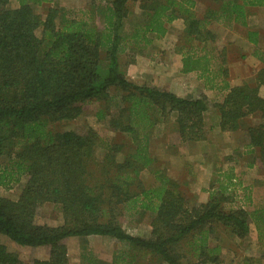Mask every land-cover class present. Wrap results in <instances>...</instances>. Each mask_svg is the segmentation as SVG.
<instances>
[{"label":"trees","instance_id":"16d2710c","mask_svg":"<svg viewBox=\"0 0 264 264\" xmlns=\"http://www.w3.org/2000/svg\"><path fill=\"white\" fill-rule=\"evenodd\" d=\"M206 1L200 17L197 0H102L80 8L62 7L57 0H19L11 7L10 0H0V185L10 188L24 180L18 199L0 196V234L21 246L49 248L46 259L27 263L0 242V264H70L65 240L76 236L110 237L132 251L129 256L115 252L108 263L84 252L80 264H134L140 252L158 263L226 264L222 245L213 243L220 231L243 239L254 226L263 237L264 206H228V192L240 183L232 170L218 176L206 202H198L189 200L187 180L169 176L166 166L154 168L160 158L151 153V140L166 126L181 142L205 139L207 97H182L126 74L151 35L164 37L169 24L182 19V72H199L210 88L222 79L228 91L214 104L222 131L259 118L245 129L253 153L249 165H264V67L252 81L230 85L226 53L211 45L217 40L208 28L212 21L244 23L264 0ZM44 3L49 5L42 16L35 5ZM136 4L140 20L127 32ZM92 102L102 105L98 119L107 116L113 132L131 136L130 145L104 139L94 128H50L77 118ZM113 104L116 113L107 115ZM149 168L155 183L148 186L141 173ZM47 202L59 207L61 224L37 221ZM148 212L147 235L131 234L120 222L121 215ZM259 262L245 257L227 264Z\"/></svg>","mask_w":264,"mask_h":264},{"label":"rangeland","instance_id":"374dc122","mask_svg":"<svg viewBox=\"0 0 264 264\" xmlns=\"http://www.w3.org/2000/svg\"><path fill=\"white\" fill-rule=\"evenodd\" d=\"M67 8H80L83 5H90L91 2H102V0H65ZM19 0H10L9 6L14 7L18 6ZM76 4V5H75ZM199 4L206 9L207 1L200 0ZM49 4H37L35 5L36 12L40 15L44 16ZM59 5V4H58ZM62 5V4H61ZM60 5V6H61ZM210 5V3H208ZM63 6V5H62ZM78 6V7H77ZM140 13L141 9L139 5H134L132 11L130 12V16L126 21L125 30L130 32L133 29L134 24L138 23L140 20ZM199 13V11L197 12ZM170 25L169 32L166 33L162 38H152V42L150 44H155V48L157 44H161L162 49L170 50L173 44H182L183 43V32L182 29L184 27V23L182 19L174 20ZM215 28V27H214ZM219 36H216V44L220 50H224L227 55L233 52V36L227 34V31L221 27H216L214 29ZM164 44V45H163ZM145 50L135 52V58L138 57L141 60V57L149 51L152 52V56H156L158 53L155 48H151V46H146ZM166 47V49H165ZM176 48V47H175ZM160 49V51H162ZM125 55L123 56V61L126 62ZM130 64L126 66V74L127 77L135 82L139 83H147L152 86H157L152 82H148L147 80L143 79V76H140L139 65L138 68L135 69V72L130 71ZM243 82V80H236L234 83L238 84ZM201 89H197L194 94L201 95L203 94ZM260 93L264 95V87L260 89ZM118 96V95H116ZM210 102L211 109L206 114V122L207 124L215 123L216 120V112L217 109L215 108L214 101L219 100L220 97L216 94H212L207 98ZM102 105L98 102L87 103L84 105L83 113L75 119L72 120H63L59 122H55L50 124V128L53 131H63V130H76L80 132H85L89 128L96 129L100 136L104 139H112L118 142H124L126 146L130 145L131 143V136L124 135L120 133L113 132L108 124L107 116L102 119H98L96 116L97 110L101 108ZM118 108V104H113L109 110L106 111L107 115L108 112L116 113ZM259 121L257 116H251L245 119L243 128L238 131H235L234 135L230 138H222L221 146L215 147H207L208 149V158L205 161H209V164H212L214 168L219 166V162H222L221 168L223 166H234L236 170L233 171V174L236 176L237 180L240 183L235 185V189L233 191H229V196H232V199L228 200V206H236L242 205L246 209L252 210L254 207L257 206H264V165L261 163H255L254 166L248 167L247 164L251 162L253 153H250L248 143L249 138L246 133L245 126L248 124L256 123ZM157 135L152 138L151 145L154 148L156 154L160 156L159 161L155 165V169L163 168L165 165H169V168L174 170L176 179L182 180L183 173L182 169H180L181 163L179 159V152L177 148L170 147L169 149L166 148V145L170 144H178V134L177 132L173 131L171 127L166 126L163 128V131H158ZM238 144V149L235 152L233 150V144ZM175 148V149H174ZM126 149V147H125ZM102 149L98 151V155H101ZM183 153V151H181ZM122 155V154H121ZM119 155V156H121ZM165 158V160L163 159ZM203 160V159H202ZM201 160V161H202ZM171 162L173 165H171ZM174 162V163H173ZM189 162H192L189 160ZM202 163V162H200ZM204 163V162H203ZM205 165L208 163L205 162ZM154 168H149L141 173V178L146 185H152L155 183V173ZM220 168V169H221ZM180 170V171H179ZM210 168L201 169L199 173H196L195 177L190 179L193 183L202 182L204 187L201 188V191H205V188H208L210 180H216L217 176L212 175ZM184 180H187L186 178ZM195 181V182H194ZM23 182L15 183L10 188H5L0 185V196L9 197L11 199H18L22 187ZM215 182V181H214ZM193 183L187 186L184 190L186 191L189 200L191 201H198L201 193L194 191ZM201 183V184H202ZM200 184V185H201ZM249 196V199H247ZM150 220L151 214L148 212L146 214L140 213L136 215H121L120 222L123 228L135 235H147L150 233ZM37 221L40 223H47L50 225H59L62 223V213L57 205L52 202H47L38 210L37 214ZM252 230L250 233L240 239L228 231H220L219 240L214 241L213 243H219L222 245V256L227 263H240L244 260L245 257H253L258 259L260 262L259 264H264V235L262 238H259L258 232L254 226H252ZM0 242L5 244L10 251H13L18 254V256L27 263H32L34 259H46L48 257L49 248L48 247H31V246H21L15 242H13L8 237L0 234ZM68 246V255H69V262L70 264H80L83 262L82 254L84 252H91L94 256L103 262H111L114 258L115 252L122 251L125 253L126 256L131 255V250L126 245L119 244L116 240L111 239L110 237L106 236H89V237H68L65 240ZM121 252V253H122ZM134 264H167V263H158L155 258H152L149 255L143 256V253L140 252L137 255V261Z\"/></svg>","mask_w":264,"mask_h":264},{"label":"crops","instance_id":"0c3cea01","mask_svg":"<svg viewBox=\"0 0 264 264\" xmlns=\"http://www.w3.org/2000/svg\"><path fill=\"white\" fill-rule=\"evenodd\" d=\"M57 2L59 5L62 4V7H67L65 0H57ZM199 2L200 0H197L195 11L196 13L199 11L197 15L202 17L205 15L206 9H204L199 4ZM217 26L225 29L227 31V34L233 36L232 41L234 43V51L229 53V55H227V53L225 54L227 58L226 66L228 69V76L226 78L227 82H229L230 85H234L236 84L234 83L236 80L252 81L257 75L258 71L262 67H264V6L254 7L250 9L246 21L244 23L233 21L230 22L229 25H226L221 21H212L208 25V28L215 34V36H219L218 33L214 31ZM169 29L170 25L168 26L167 33L169 32ZM151 37L154 38L153 35H151ZM211 45L214 46L217 44L214 43ZM147 46L155 48V44H149ZM156 47L157 48H155V50L158 49V53L156 54V56L153 57L152 52H149L151 51L149 49V51H146L143 57H141V60L140 58L136 57L135 60L130 63V71L135 72V69H137L139 65L140 68L138 72L140 73L141 77L143 76L144 80L152 82L153 84L157 85V87L172 91L182 97H199L200 95H195L194 92L197 89H201L200 91H202L203 93L201 95H205L207 98L212 94L218 95L220 99L214 101L215 103L221 102L223 100L228 90L222 87L221 78L218 79L219 83L215 88H210L205 85L203 77L201 78V74L199 72H182V62L181 54L179 51V44H173L170 50L165 51L164 49H162L161 44H157ZM145 48L147 47H144V49L142 50L144 51ZM160 49H162V51H160ZM207 101L208 110L204 114L206 130L205 139L195 142H181L179 138L178 144H175V146L174 144L165 146L169 149L173 145V147L177 148L178 151H183V153H181V151L179 152V159L181 163L180 169H182L181 171L183 173V178L181 179L186 178L188 185L193 183L190 179L194 178L196 173H199L201 169L210 168L211 172H217L215 174L212 173V175L214 176H223V174L228 170H236L233 165H225L223 166V168H221L222 162H219V168L217 170V168H214L212 164H209V161H205L206 158L209 159L208 152L206 149L212 146L215 148L221 146L222 138H230L235 133V131H222L220 129V115L218 110L216 112L217 117L215 123L207 124L206 114L211 109L210 102L208 99ZM240 129L241 128H239L238 130ZM237 149L238 144H233V150L236 152ZM150 151L153 155L158 156L154 148H152V145H150ZM163 159L165 160V158ZM189 160L192 162H189ZM205 162L208 163V165H205ZM169 165H165L167 167V174L176 179L174 170L170 169ZM171 165H173L172 162ZM247 166L250 168L254 165L247 164ZM218 176L216 177L217 179ZM216 180L214 179L215 182ZM214 181L213 179L210 180L208 188L204 189L205 191H201V188L204 187V184L202 182H200V184L202 183L201 185L197 182L193 183V187L195 186L193 188L195 189L194 191L201 193V195H199L200 198L198 202H206L209 199L210 193L213 192L215 190V187L217 186V183H215Z\"/></svg>","mask_w":264,"mask_h":264}]
</instances>
